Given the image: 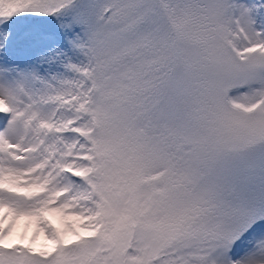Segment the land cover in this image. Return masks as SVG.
<instances>
[{
    "label": "snow or ice",
    "instance_id": "6c2138e0",
    "mask_svg": "<svg viewBox=\"0 0 264 264\" xmlns=\"http://www.w3.org/2000/svg\"><path fill=\"white\" fill-rule=\"evenodd\" d=\"M0 264H264V0H0Z\"/></svg>",
    "mask_w": 264,
    "mask_h": 264
},
{
    "label": "bare ground",
    "instance_id": "6f19581e",
    "mask_svg": "<svg viewBox=\"0 0 264 264\" xmlns=\"http://www.w3.org/2000/svg\"><path fill=\"white\" fill-rule=\"evenodd\" d=\"M23 223V222H22Z\"/></svg>",
    "mask_w": 264,
    "mask_h": 264
}]
</instances>
